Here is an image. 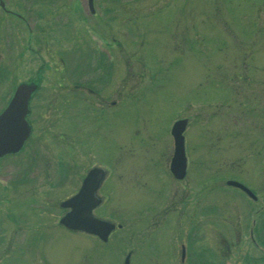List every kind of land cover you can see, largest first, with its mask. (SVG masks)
Returning <instances> with one entry per match:
<instances>
[{
  "label": "rangeland",
  "instance_id": "obj_1",
  "mask_svg": "<svg viewBox=\"0 0 264 264\" xmlns=\"http://www.w3.org/2000/svg\"><path fill=\"white\" fill-rule=\"evenodd\" d=\"M4 2L24 19L0 8V110L40 87L33 134L0 159V264H152L154 237L162 264H264V0ZM92 167L108 172L94 211L116 225L107 242L59 226Z\"/></svg>",
  "mask_w": 264,
  "mask_h": 264
},
{
  "label": "water",
  "instance_id": "obj_2",
  "mask_svg": "<svg viewBox=\"0 0 264 264\" xmlns=\"http://www.w3.org/2000/svg\"><path fill=\"white\" fill-rule=\"evenodd\" d=\"M0 6L4 2L0 0ZM92 13L94 0H88ZM35 82L21 83L15 89L7 107L0 113V157L19 152L31 134V127L26 120L29 114V102L32 94L37 90ZM187 121H176L171 129L174 140V153L170 164L172 175L182 180L186 176L187 162L185 156L184 131ZM105 171L102 168H93L83 181L79 192L72 198L64 201L62 207L69 209L60 223L69 230L85 232L95 235L106 242L114 230L115 225L107 220L99 219L92 211L100 205L96 191L100 188ZM228 185L243 190L248 196L255 195L247 187L237 181H228ZM130 255L126 257L125 264H130Z\"/></svg>",
  "mask_w": 264,
  "mask_h": 264
},
{
  "label": "flooded vegetation",
  "instance_id": "obj_3",
  "mask_svg": "<svg viewBox=\"0 0 264 264\" xmlns=\"http://www.w3.org/2000/svg\"><path fill=\"white\" fill-rule=\"evenodd\" d=\"M4 12H6V13H8V14H10V15H15L14 13H13V11H11V10H8L7 8L6 9H2ZM61 62H62V60H61ZM63 73V72H62ZM61 76H64V75H61ZM64 78V77H63ZM61 84V86H62V83H59V85ZM68 87H69V89H70V85H68V84H63V86H62V88H64L65 90H67L68 89ZM72 87L74 88V91H77V90H81L82 92L84 91H86V92H88L89 94H90V87H85V86H83V85H79V84H72ZM114 105V104H113ZM7 106V104L0 110V113L4 110V108ZM30 107H31V104H30ZM263 113H264V109H263ZM30 116H31V108H30V112H29V114H28V116H27V120H28V122H29V124L31 125V127H32V132H31V134H30V137H31V135L33 134V126H32V122H31V120H30ZM58 136V138H60V139H65L66 138V136L63 134V133H60V134H58L57 135ZM29 137V138H30ZM28 138V139H29ZM59 139V140H60ZM28 141V140H27ZM27 141H26V143H27ZM26 143H25V145H26ZM25 145H24V147H25ZM21 152V151H20ZM8 157V156H7ZM2 159V158H1ZM170 166V165H169ZM90 169H92V168H88L86 171H85V174L83 175V177H82V179H81V185H82V183H83V181H84V178H85V176L87 175V173L90 171ZM67 173V170L63 167L62 168V170H61V172L59 173V176H60V178H66V176H65V174ZM106 177H107V175H106ZM81 185H80V187H81ZM80 187L78 188V190L73 194V195H75L78 191H79V189H80ZM99 193H100V191H99ZM98 193V194H99ZM73 195H71L70 197H68L67 199H69V198H71ZM100 195V194H99ZM104 200V199H103ZM264 210V208L263 209H261V211H263ZM67 213V211L66 210H64L63 211V215H65ZM260 213V212H259ZM258 213V214H259ZM62 215V216H63ZM61 216V217H62ZM60 228L61 229H64L63 227H61L60 226ZM65 231H67L66 229H64ZM161 237H163V236H161ZM93 238L94 239H96L97 241H99V239L97 238V237H95V236H93ZM154 240H156V243L155 244H153L152 245V250H151V258H152V264H162L161 262H164L163 261V259H165V256H163L162 254H161V249L164 247V245H161V244H158V241L160 240V237H159V239H158V237H157V239L154 237L153 238ZM186 247L187 246H185L184 244H182L181 245V251H182V255H181V263H184L185 261H184V259H185V256H186ZM142 252V251H141ZM140 252V253H141ZM183 258V259H182ZM186 258H188V256H186ZM137 263H139V262H137ZM186 263V262H185Z\"/></svg>",
  "mask_w": 264,
  "mask_h": 264
},
{
  "label": "bare ground",
  "instance_id": "obj_4",
  "mask_svg": "<svg viewBox=\"0 0 264 264\" xmlns=\"http://www.w3.org/2000/svg\"><path fill=\"white\" fill-rule=\"evenodd\" d=\"M32 103V102H31ZM30 102H29V104H31Z\"/></svg>",
  "mask_w": 264,
  "mask_h": 264
}]
</instances>
